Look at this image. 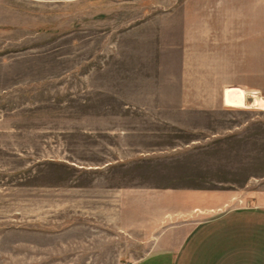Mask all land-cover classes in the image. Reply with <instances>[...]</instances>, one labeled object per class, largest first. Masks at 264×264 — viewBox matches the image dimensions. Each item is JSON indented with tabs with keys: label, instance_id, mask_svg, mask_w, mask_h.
<instances>
[{
	"label": "rangeland",
	"instance_id": "374dc122",
	"mask_svg": "<svg viewBox=\"0 0 264 264\" xmlns=\"http://www.w3.org/2000/svg\"><path fill=\"white\" fill-rule=\"evenodd\" d=\"M227 3L0 0V264H134L219 211L197 192L264 191Z\"/></svg>",
	"mask_w": 264,
	"mask_h": 264
},
{
	"label": "crops",
	"instance_id": "0c3cea01",
	"mask_svg": "<svg viewBox=\"0 0 264 264\" xmlns=\"http://www.w3.org/2000/svg\"><path fill=\"white\" fill-rule=\"evenodd\" d=\"M227 1L232 10L221 29L230 46L228 56L239 63L231 66L237 79L230 78L226 89L245 90L247 100L254 98L253 92L264 97V0ZM234 192H197V209L219 211L190 227L179 226L157 251L134 264H264V191L240 198L241 203ZM228 203L235 204L223 210Z\"/></svg>",
	"mask_w": 264,
	"mask_h": 264
},
{
	"label": "bare ground",
	"instance_id": "6f19581e",
	"mask_svg": "<svg viewBox=\"0 0 264 264\" xmlns=\"http://www.w3.org/2000/svg\"><path fill=\"white\" fill-rule=\"evenodd\" d=\"M247 94L246 92H234L228 95L227 104L231 107H246L247 106ZM256 97L257 95L254 94Z\"/></svg>",
	"mask_w": 264,
	"mask_h": 264
}]
</instances>
